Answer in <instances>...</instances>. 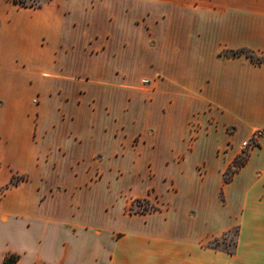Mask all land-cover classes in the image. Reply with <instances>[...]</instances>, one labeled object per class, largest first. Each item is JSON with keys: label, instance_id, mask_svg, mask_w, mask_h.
Here are the masks:
<instances>
[{"label": "crops", "instance_id": "1", "mask_svg": "<svg viewBox=\"0 0 264 264\" xmlns=\"http://www.w3.org/2000/svg\"><path fill=\"white\" fill-rule=\"evenodd\" d=\"M240 49L254 59L222 53ZM17 55L57 68L31 85L15 82ZM196 63L197 79L186 73ZM142 76L154 79L151 91L132 89ZM197 88L217 97L205 94L207 105L246 112L224 162L217 152L227 134L191 139V118L206 111ZM256 128H264V0H0V264H164L165 249L148 246L162 239L190 255L187 246L211 234V184L192 203L173 195L138 215L125 211L126 193L147 188L150 170L174 175L186 198L185 176L197 175L199 162L206 174L219 172ZM15 174L22 178L11 182ZM223 182L233 214L246 196L261 201L264 133ZM261 202L253 238L256 228L264 237ZM261 248L254 244L251 264H264ZM204 255L211 264V250Z\"/></svg>", "mask_w": 264, "mask_h": 264}, {"label": "rangeland", "instance_id": "2", "mask_svg": "<svg viewBox=\"0 0 264 264\" xmlns=\"http://www.w3.org/2000/svg\"><path fill=\"white\" fill-rule=\"evenodd\" d=\"M12 1L14 2V0ZM45 1L47 0H15V5L19 7H38L41 6ZM18 42L19 44H15V48L17 47V50L21 47L20 45L23 44V40L21 39ZM222 53L228 55L232 54L230 51H223ZM22 57L23 56L21 55H17L15 57V71L20 72H15V82L17 81L18 77H22V80L27 78V83L30 84V81L33 83L34 80H38L39 74L42 70L51 71L57 68L55 62L47 64L48 62L44 63L38 60H27V57H29L28 55L23 58ZM255 59L258 60V58ZM196 64L195 66L186 69L188 70L186 71V73H188L192 78L195 79L201 78L203 76V74L201 73V71L203 70V66L200 63L199 65ZM180 81L183 82L182 80ZM130 84L132 89L137 92H147L151 91L154 88V79L142 76L137 80H132ZM176 86L179 85L176 84ZM205 94L218 102L217 97L209 95L204 90L198 89L197 92L192 94L197 98V100L201 102L200 105L206 106V111L204 114L203 112L202 114H199L200 116L197 114L191 118V125L189 126V129L191 131L190 136L192 139L193 137H196L197 135L202 133L204 134L209 130L212 134L216 130H220L222 134H227L230 138L228 140V143L224 146L221 152H217V156L219 158L222 157V161L224 162L227 159L224 151L230 148V144L233 143L239 132L241 131V133H243L244 128L246 127V122L244 120L247 118L246 112L235 110L232 108L220 107L218 104L212 102L207 105L203 100ZM201 116L207 123V125H205L206 128L200 127V125L198 126V119H202ZM263 133L264 128H256L248 138L242 139L243 141L247 142L246 145H243V141H240V151L236 153V155H234L231 159H229L227 165L224 168L219 169V172H217L216 174H206L207 168L205 167V164L203 162H199L196 165L197 175L185 176V178L192 177V181L186 183V198L179 199L177 195V192L179 190L178 182L174 175L154 174L150 170L145 176V179L147 180V182H149L147 188L142 187L144 189L141 192L139 190H136V192L132 190L129 195L128 193H126L125 199L127 203L125 205V211L129 214L138 215L141 213H150L159 208H164L167 205L166 203L172 199L171 196L173 195L177 196L178 199H176V201H189L190 203H192L193 200H198L197 196L199 194V189L202 190L203 185L207 184L205 182H208V184L212 185L211 200L213 205V224L211 234H209L204 240L196 242L195 245L187 246L194 251H191L190 255H184V258L183 256H180V254H178V249L182 248L183 245L175 240L162 239L158 243L148 245L165 249L166 254H164V264H207L208 259L205 258L204 253L208 252L209 250H211L212 253L211 264H251L255 261L256 256L251 255V253H253V246L255 244L256 249H260L262 242H264V237L262 236L263 233L261 236H259V229L256 228V230H254L256 231L255 238H253V230L250 226L251 215L253 210H255L254 203L257 201L258 203H262L261 201L264 199V196L259 197L261 201H259L258 198L253 201L254 199L248 198L246 196L243 205L237 206V212L233 214V212L230 210V207L226 206L227 202H225V195L222 190V184L224 183L223 181H229V179L232 178L234 172L237 171L246 161L250 148L253 147V145L257 144L258 137ZM206 146L208 147V145ZM21 178L22 176L15 174L12 176L11 182H16ZM226 178L227 180H225ZM140 181L141 180H139L138 182ZM226 212L229 218L226 223L225 229L220 231V226L216 222L221 216H224ZM144 243L146 242L144 241ZM244 247H246L245 249L249 251L248 254H240V256L235 255L237 250L241 251V249H244ZM261 250H264V247H262ZM172 252L174 253V255L172 254Z\"/></svg>", "mask_w": 264, "mask_h": 264}, {"label": "trees", "instance_id": "3", "mask_svg": "<svg viewBox=\"0 0 264 264\" xmlns=\"http://www.w3.org/2000/svg\"><path fill=\"white\" fill-rule=\"evenodd\" d=\"M14 2H15V0H14ZM231 53H232V55L245 54V55L249 56L251 59L253 58L252 55L249 54V53H248L247 51H245L244 49H240V50H238V51H232ZM253 59H254V58H253ZM225 180H227V178H226ZM12 261H13L12 258H6V259H5V262H6V263H10V262H12Z\"/></svg>", "mask_w": 264, "mask_h": 264}, {"label": "built area", "instance_id": "4", "mask_svg": "<svg viewBox=\"0 0 264 264\" xmlns=\"http://www.w3.org/2000/svg\"><path fill=\"white\" fill-rule=\"evenodd\" d=\"M246 143H247L246 141H243V145H246Z\"/></svg>", "mask_w": 264, "mask_h": 264}]
</instances>
